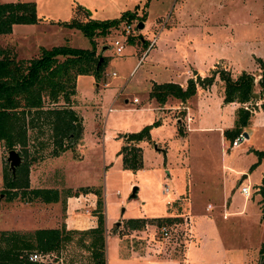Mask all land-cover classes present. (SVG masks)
I'll use <instances>...</instances> for the list:
<instances>
[{
  "label": "rangeland",
  "instance_id": "374dc122",
  "mask_svg": "<svg viewBox=\"0 0 264 264\" xmlns=\"http://www.w3.org/2000/svg\"><path fill=\"white\" fill-rule=\"evenodd\" d=\"M0 2L36 5L37 24L16 25L11 34L0 35V51L17 61L39 57L42 47L51 49L68 45L91 49V41L81 31L62 24L71 22L77 12L80 21L93 19L83 9L91 11L94 19L100 21L120 18L126 11L137 12L138 19L146 17L143 21L145 28L141 31L136 30L139 20L131 23L133 31L128 38L124 37V29L130 24L125 22L113 29L108 37L95 39L97 55L106 58L104 78L108 76L110 85L104 86V78L87 76L81 79L79 99L88 107L82 108L84 129L76 142L73 137L65 140L66 150H59L60 155L54 156L56 148L51 141L48 123L41 120L35 130L29 131V175L26 176L21 169L20 179L23 183L29 182L30 190L57 189L61 200L52 204L32 201L25 197L23 190H19L11 201L6 200L5 195L1 198L3 194H0V232L26 233L63 227L88 230L94 218L90 200L81 205L72 203L70 207L68 201L89 194L90 190L101 191L105 199L108 264H205L203 261L208 264H264V255H261L264 218L259 207L248 204L245 214H234L248 202L239 189L250 184L254 190L253 181L258 179L259 171L236 174L234 187L226 189V201L222 193L223 180L232 177L230 167L243 170L252 166V162H258V155L252 152V148L262 150L264 130L252 133L251 141L245 140L237 150L226 137L224 151L219 132L183 136L178 121L164 111L160 112L158 101L153 100V109H148L150 81H146L153 76L177 79L178 74L187 71L193 75L218 61H225L228 67L221 64L215 70L227 71L236 77L241 73L253 76L254 93L261 95L264 0ZM154 39L156 43L152 50L146 51ZM115 40L123 41L125 49L121 55L116 52ZM143 40L147 41L146 45ZM136 41L140 42L138 52L131 44ZM104 47L108 48L103 51ZM143 55L141 67L131 75ZM155 60L160 62V67H153ZM147 72L153 75L149 76ZM113 73H116L115 77ZM216 81L224 83L218 74ZM76 96L77 92L72 97V108L78 99ZM135 97L141 100L140 104H134L138 102ZM251 103V109L257 108L256 104L261 105L262 100L253 97ZM112 104L113 111L109 112ZM65 106L61 99L59 104L47 102L45 109ZM193 107L196 118L207 117L200 114L210 115L208 125L199 124L200 120L196 119L195 127H228L233 123L234 108L221 104L216 89L204 104H194ZM155 122L160 124L152 128L151 140L141 143L142 169L136 173L125 170L121 151L126 145V136ZM75 133L76 130L72 135ZM8 152L0 144V192L5 189L4 178L9 173ZM247 175L252 177L242 180ZM135 188L138 189L137 195L132 198ZM167 188L169 194L165 193ZM181 196L186 200H183L185 206L182 208L179 202L180 216L175 217L183 220L179 224L166 225L172 230L170 239L162 237V228H157L156 222L141 231L126 227V222L131 219L174 216V212L171 214L168 210V202L174 203ZM229 203L232 206L228 208ZM10 205H15L17 213L13 210L3 212L9 207L12 209ZM29 218L31 222L27 220ZM72 237L73 240L60 253H55L56 260L59 264H91V254L83 247L84 241L90 243L89 238L81 232ZM220 245H223L222 250ZM222 251L226 256L222 257ZM244 254L246 261L243 259L242 263Z\"/></svg>",
  "mask_w": 264,
  "mask_h": 264
},
{
  "label": "trees",
  "instance_id": "16d2710c",
  "mask_svg": "<svg viewBox=\"0 0 264 264\" xmlns=\"http://www.w3.org/2000/svg\"><path fill=\"white\" fill-rule=\"evenodd\" d=\"M137 12L126 11L120 18L113 20L80 21L74 17L69 23H62L69 29L82 32L92 43L91 49H77L66 46L41 48V55L27 61H17L0 51V144L7 151L16 150L23 158V164L17 170L14 178L12 173H6L5 189L0 194L5 195L6 200H13L17 192L23 190L29 200H41L46 204L58 203L61 195L57 189H29V182L21 181V169L28 176L29 158V131L38 126L37 122L44 120L48 123L52 133L51 141L56 148L55 155L66 150L65 140L73 137L77 130L76 124L81 122L77 112L73 110L72 97L76 95L77 79L79 76L93 75L97 79L104 78V65L106 58L97 55L96 38L108 37L113 29H118L122 23H133L139 20ZM37 9L34 3L0 2V35H9L16 25L37 24ZM104 61L100 63V59ZM261 63H263L261 61ZM212 75L197 80H190L188 87L183 89L176 84L154 85L150 97L164 105L170 97L186 102L197 93V87H210L215 82L218 74L225 84V102L247 104L252 101L255 79L248 74L234 79L227 71H212ZM260 100L261 109L264 110V65L261 66ZM65 107L45 109L47 102L59 104L60 100ZM251 109L240 108L237 112L235 127L226 131L225 135L231 140L240 136L244 129L251 123ZM160 122L146 126L142 131L126 136V145L121 151L125 170L133 173L143 167V153L138 145L143 141L151 140V130ZM182 133V131L180 130ZM74 138V137H73ZM259 160L264 159V152L257 151ZM256 165L253 166L255 168ZM90 190V189H88ZM80 191H87L81 189ZM81 192V193H82ZM98 197L97 209L94 216L98 218L97 227L85 231L60 229H37L33 232L2 231L0 232V264H38L29 261L31 253H60L72 240L74 233L81 232L89 238L90 243L83 247L90 252L91 264H108L106 242V211L105 199L101 191H92ZM261 195V215L264 218V177L259 187ZM70 197V196H69ZM180 201H175L173 206H179ZM170 207V206H169ZM172 207V206H171ZM181 208V207H180ZM179 218V217H178ZM177 217L159 219H131L126 222V227L131 230H143L151 222H156V227L161 228L168 224H179L182 220ZM261 255H264V242L261 245ZM53 264H59L56 260Z\"/></svg>",
  "mask_w": 264,
  "mask_h": 264
},
{
  "label": "crops",
  "instance_id": "0c3cea01",
  "mask_svg": "<svg viewBox=\"0 0 264 264\" xmlns=\"http://www.w3.org/2000/svg\"><path fill=\"white\" fill-rule=\"evenodd\" d=\"M85 12H87L85 9H83ZM79 14L77 12V14L74 15V17H78ZM89 17L93 18L94 19V15L92 14V16L89 15ZM90 20V19H89ZM96 20V19H94ZM79 32V30H78ZM143 43L146 45L147 41L143 40ZM131 44H134V49L136 50V52H138L140 50L139 48V44L140 42H133ZM148 50V48H147ZM146 50V51H147ZM152 50V49H151ZM99 55V54H98ZM105 55V54H104ZM145 55H143L139 62L136 64L135 68L133 69V71L131 72V75L135 72V70H139V68L141 67L140 63L143 59ZM104 57V56H103ZM261 61L263 62V60L261 59ZM221 64H224V67H228V65L226 64L225 61H221L217 64H213L212 67H209L208 69L206 70H199V72H194V74L192 75L191 73H189L190 71H187V72H181L180 74H178V78L177 79H158L156 78L155 76L153 77H150V78H146V81H150V88H149V92H148V95H147V100L149 102V105L148 108L149 110H152V102L153 100L155 101V99H152L150 97V94L152 92V89L154 87V85H163V84H176V85H180L183 89H186L188 87V82L190 80H197V78L200 76L201 78H206L212 71L215 70V68L217 66H220ZM160 62L158 60H155V64H153V67H160ZM226 65V66H225ZM161 68H165V67H161ZM160 69V68H159ZM159 69L156 71V75L159 74ZM226 70H229V69H226ZM196 73V74H195ZM147 75H153L151 72H147L146 73ZM242 74V73H241ZM241 74L239 76H241ZM87 76H93V75H85V76H79L78 79H77V88H76V91H77V96L76 98L77 101L75 100L74 104H73V110L77 112L78 116L81 118V123H82V129H84V122H83V117H82V108L84 107H88L87 103H84L82 102L79 98V84L81 82V79L84 78V77H87ZM116 76V73H113V77ZM234 79H237L239 76H235V75H231ZM95 78V76H93ZM261 77V75H260ZM108 76H106L104 78V86L107 88L109 87L110 83L108 82ZM100 87V86H98ZM216 89L217 90V94H218V97L221 101V104H223V106H228L230 105L231 107H233V123L231 125H229L228 127H223V126H220L218 125L217 127L215 128H207V127H203V126H198V127H195L194 126V123L196 122V119H199L200 122L199 124L201 123L202 125H208V120H209V114H206V115H203V114H200L199 116H207V117H195V115L193 114V105L195 104H204L208 98L210 97V95L213 94V90ZM135 100L137 99L138 102L134 103V100H133V103L134 104H140L141 103V100L137 97L134 98ZM116 100V99H115ZM126 103L129 104V101L126 100L125 101ZM253 104L251 102L247 103V104H240V103H237V102H233V103H226L225 102V87H224V83L222 82H214V84L210 87H207V88H204V87H201V86H198L197 87V93L194 97H192L191 99L187 100L186 102H182L181 100H178L176 98H173V97H170L167 102L164 104V105H161V111H164L166 115H171L172 117H174L178 123H179V130L182 131V135H187L188 133H196V132H219L220 133V137H221V141H222V147H223V151H224V140L226 138V131H230L232 130L234 127H235V123H236V120H237V112L240 108H246V109H251V106ZM257 108H253L251 109L252 111V117H251V123L250 125L244 129L243 131V135H245L246 132H248V138H246V140L248 141H251V136L252 133H257V131L259 129L261 130H264V110L261 109V105L259 104H256ZM127 110V109H126ZM113 111V104L112 106L110 107L109 109V112ZM152 123V122H151ZM222 125V123H221ZM229 128V129H228ZM142 131V130H141ZM140 132V131H139ZM179 132V131H178ZM138 133V132H137ZM231 140V139H230ZM145 142V141H143ZM141 142V143H143ZM231 142H233V140H231ZM141 143L138 145L139 147H141ZM237 150V149H236ZM257 152V151H260V152H264V144H263V147H262V150H259V149H256V148H252V152ZM224 153V152H223ZM123 157V156H122ZM257 161L258 162H252V166H249L248 168L246 169H243V170H235L233 168L230 167V172L232 174V177L230 178H227L226 180H223V187H222V193L224 194V199L226 201V189H228L229 187H234L235 183H236V180L237 178L235 177V175H242V174H247L249 171L252 172V171H255L256 173L259 171L258 173V179L254 182L253 181V186H254V190L251 188V185L250 184H245L244 187H249L250 188V192L248 195H245L244 193H242V188L239 189V192L242 196H244L248 202L246 201L244 206H243V209L242 210H239V211H236L234 212V214H238V215H243L245 214L246 210H247V205L248 204H251L253 206L257 205L260 209V212H261V195L259 194V187L261 186V181H262V178L264 177V159H261V161L259 160L258 156H257ZM255 166V168H253V166ZM225 167V166H224ZM226 168V167H225ZM227 169V168H226ZM234 173V174H233ZM252 177V175H247V176H244L242 180L244 179H247L248 177ZM240 183L239 182V185L237 186V188L240 186ZM229 196V194L227 195ZM233 197V196H232ZM253 198V203H251V199ZM70 200L68 201V204H69V207L72 203H74L75 205H79L80 203H83V202H87L90 200V203H92V206H93V216H94V211L97 209V202H98V197L94 194V193H89V194H85V195H80L79 197H75V198H69ZM183 196H181L180 200L178 201H181V207L183 208V204H184V200ZM257 202V203H255ZM81 205V204H80ZM12 207V209L9 207L8 209L4 210L3 212H6L9 211V210H13L14 212L17 213V209L15 207V205H10ZM229 206H232V203H229L228 205V208ZM180 206H174L173 208V204H172V207L170 206L169 207V212L172 214L173 212V215H170L168 217H160V218H173L175 217L176 215L177 216H180ZM227 207L226 205L224 206V210H226ZM2 211V210H1ZM15 213V215H16ZM18 218V215L17 217ZM153 219H159V218H153ZM28 221L31 222V219H27ZM97 224H98V218L96 216H94L93 218V221L91 223V227L88 228V229H91V228H95L97 227ZM51 228H55V227H51ZM58 228V227H57ZM220 249L222 250L223 249V245H220ZM260 249V248H259ZM226 256V252L222 251V257ZM242 263H243V259L245 260L246 258V255L244 254L242 256ZM258 258V257H257ZM257 258H255L257 260ZM264 258V257H263ZM191 260V259H190ZM109 261V260H108ZM187 261V260H186ZM246 261V260H245ZM205 264H208L206 263V261H203ZM253 262V261H252Z\"/></svg>",
  "mask_w": 264,
  "mask_h": 264
},
{
  "label": "built area",
  "instance_id": "2783aa9c",
  "mask_svg": "<svg viewBox=\"0 0 264 264\" xmlns=\"http://www.w3.org/2000/svg\"><path fill=\"white\" fill-rule=\"evenodd\" d=\"M132 31H133V26L132 25H127L124 29L125 38H128L130 36H132ZM126 42V40H125ZM156 43V39H154L152 41V43L150 44V46L148 47V50H150ZM114 46L116 47V52L118 55H121L125 49V46L123 44V41L120 40H115L114 42ZM147 50V51H148ZM246 140L245 136L243 134H241L240 136H238L233 142H232V147L235 149H238L241 144ZM250 192V188L249 187H243L242 188V193H244L245 195H248ZM166 194L170 193V190L167 188L165 190ZM172 202H168L169 206H172ZM161 234L162 237L164 239H170L172 236V230L168 227V226H162L161 227ZM57 259L56 255L54 253H49V254H44V253H31L29 255V261L32 263H38V264H53L55 262V260Z\"/></svg>",
  "mask_w": 264,
  "mask_h": 264
},
{
  "label": "water",
  "instance_id": "95a60500",
  "mask_svg": "<svg viewBox=\"0 0 264 264\" xmlns=\"http://www.w3.org/2000/svg\"><path fill=\"white\" fill-rule=\"evenodd\" d=\"M85 10L87 11V13H89L90 16H92V12L91 11H89L88 9H85ZM144 28H145V24L143 22H139L137 24L136 30L137 31H141ZM107 48L108 47H104L103 48V51H105ZM103 61H104V58H101L99 64H101ZM253 97L255 99H257V100L260 99V96L258 94H256V93H253ZM76 127H77L76 133L73 135L74 142H76L79 139V137H80V135L82 133V123L81 122L77 123L76 124ZM244 136L246 138L249 137L247 133H245ZM7 163L9 164V171L12 173L13 177L15 178L16 175H17L18 168L23 164V158H22V156L16 150L9 151L8 152ZM137 190H138L137 188L134 189L133 194H132V198H135L136 197ZM3 197H4V195H1V198H3ZM118 224H121V223H118Z\"/></svg>",
  "mask_w": 264,
  "mask_h": 264
}]
</instances>
